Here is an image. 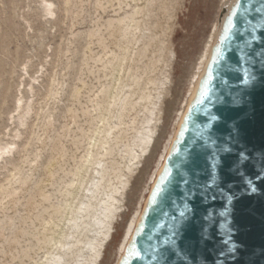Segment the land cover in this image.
Masks as SVG:
<instances>
[{
  "label": "bare ground",
  "instance_id": "1",
  "mask_svg": "<svg viewBox=\"0 0 264 264\" xmlns=\"http://www.w3.org/2000/svg\"><path fill=\"white\" fill-rule=\"evenodd\" d=\"M234 1L217 0L177 105L182 0H36L21 15L24 62L17 70L16 47L7 70V44L0 55L14 85L0 138V264H103L122 224L110 262L120 264ZM166 98L175 106L164 116Z\"/></svg>",
  "mask_w": 264,
  "mask_h": 264
},
{
  "label": "water",
  "instance_id": "2",
  "mask_svg": "<svg viewBox=\"0 0 264 264\" xmlns=\"http://www.w3.org/2000/svg\"><path fill=\"white\" fill-rule=\"evenodd\" d=\"M120 264H264V0H235Z\"/></svg>",
  "mask_w": 264,
  "mask_h": 264
},
{
  "label": "rangeland",
  "instance_id": "3",
  "mask_svg": "<svg viewBox=\"0 0 264 264\" xmlns=\"http://www.w3.org/2000/svg\"><path fill=\"white\" fill-rule=\"evenodd\" d=\"M216 2L217 0H182V7L178 13V25L173 35V46L176 52V60H174L171 70V84L175 85V92L173 96L175 97L176 105L177 102H179V98L182 96V89L185 83L184 75L188 71V67L190 65L189 63L194 61L199 50L202 37L204 36L209 21L213 16ZM36 5V0H0V55L2 47L7 44L9 51L2 56L7 70L13 66V51L16 47L17 60L15 62V67L17 70L21 67V64L25 60V56L27 55L26 53L31 47L28 40L24 36L25 24L22 23L20 18L29 7L34 8ZM1 6H3V8ZM36 24L37 23L34 22V26H36ZM85 25H87V23H85ZM56 29V34H64L63 26L56 27ZM54 30L55 28L52 29V32ZM56 41L57 37L46 40V42H50L51 45H54ZM0 80L2 81L0 84V101L3 96L6 98L5 106L0 109L2 112L0 118L1 138L2 134L7 130V118L9 117V114L13 108L14 85L9 80L8 73H5L0 78ZM8 87L10 88L8 89ZM165 101L166 102L163 109L164 116L169 115L171 108H174L175 106L174 103L170 102L169 98H166ZM169 120L170 119L165 118V123L167 126L166 129L170 128V130H172V125L170 127ZM149 164L150 165L145 172V177L148 179L150 175H152L151 167H153V162H150ZM145 186L146 188L143 190H138L136 195L145 198L149 183H146ZM122 233L123 225L120 224L116 228L113 241L108 246L109 248L107 247L105 251L103 264H110L112 254L122 237Z\"/></svg>",
  "mask_w": 264,
  "mask_h": 264
}]
</instances>
